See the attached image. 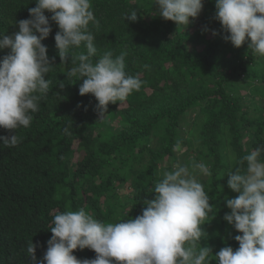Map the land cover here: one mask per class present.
Masks as SVG:
<instances>
[{
	"label": "trees",
	"instance_id": "trees-1",
	"mask_svg": "<svg viewBox=\"0 0 264 264\" xmlns=\"http://www.w3.org/2000/svg\"><path fill=\"white\" fill-rule=\"evenodd\" d=\"M35 6V0H0V34L19 31L17 22L30 18L28 9ZM156 8L154 0H92L99 21L98 28L90 25L93 62L106 51L113 57L127 52L126 72L143 81L126 101L110 103L102 118L95 97L79 94L82 79L70 82L66 75L86 49L61 62L54 39L59 28L50 20L52 31L42 41L49 58L55 57L46 77L49 95L31 126L17 130L19 145L0 144V264H30L31 242L41 260L59 212L84 208L103 223L134 219L155 197L151 191L164 171L177 164L191 170L194 162L210 169L211 175L198 179L214 205L201 226V245L213 253L239 247L234 237L242 233L223 219L230 212L226 199L238 196L227 175L243 167L244 155L264 146V57L247 43L237 48L223 38L215 0H204L199 28L177 27ZM132 10L135 22L125 20ZM9 51L0 50V59ZM11 134L0 128V135ZM73 254L81 260L96 256L88 248Z\"/></svg>",
	"mask_w": 264,
	"mask_h": 264
},
{
	"label": "clouds",
	"instance_id": "clouds-1",
	"mask_svg": "<svg viewBox=\"0 0 264 264\" xmlns=\"http://www.w3.org/2000/svg\"><path fill=\"white\" fill-rule=\"evenodd\" d=\"M35 2L36 6L28 9L30 18L17 22L19 31L0 34V50H10L0 59V128L14 132L0 135V144L6 148L19 145L17 130L31 126L32 114L49 95L51 80L46 77L55 66V57L49 58L42 41L52 31L50 20L59 28L54 39L61 62L68 63L75 49H86L72 59L73 66L66 75L70 82L82 79L79 94L95 97L100 118L108 112L110 103L126 101L143 85L138 76L126 72L127 52L113 57L106 51L93 62L97 48L90 25L98 28L99 21L92 0ZM154 5L163 19L185 28L200 15L204 0H154ZM137 19L135 10L125 15V20ZM214 19L219 21L226 41L237 48L247 43L254 55L264 57V0H215ZM212 34L218 33L212 30ZM60 87H64L63 82ZM262 154L264 146L256 147L240 159L243 167L227 175L228 187L238 193L226 199L230 212L223 217L242 233L234 237L239 242L235 250L225 246L213 253L211 247L200 243L206 236L201 226L208 222L214 205L198 179L211 175L210 169L194 162L191 170L177 164L164 171L151 191L155 197L144 201L146 207L134 219L103 223L84 208L57 213L41 260L35 255L36 245H28L30 264H212L213 260L215 264H264ZM85 248L94 250V259L81 260L73 254Z\"/></svg>",
	"mask_w": 264,
	"mask_h": 264
},
{
	"label": "rangeland",
	"instance_id": "rangeland-1",
	"mask_svg": "<svg viewBox=\"0 0 264 264\" xmlns=\"http://www.w3.org/2000/svg\"><path fill=\"white\" fill-rule=\"evenodd\" d=\"M193 25V27L195 28H199L201 26V23L198 19V17L191 23ZM243 94H245V90L242 91Z\"/></svg>",
	"mask_w": 264,
	"mask_h": 264
}]
</instances>
